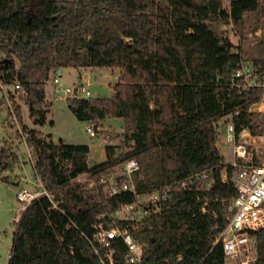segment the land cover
I'll use <instances>...</instances> for the list:
<instances>
[{"label": "trees", "instance_id": "trees-1", "mask_svg": "<svg viewBox=\"0 0 264 264\" xmlns=\"http://www.w3.org/2000/svg\"><path fill=\"white\" fill-rule=\"evenodd\" d=\"M263 3L230 0L223 9L221 0H0V86H21L23 91L14 92L34 125L47 120L45 86L55 71L119 70L110 97H68L66 104L79 121L122 119L123 150L106 144L105 159L88 169L92 176L98 179L113 164L134 157L143 173L134 176L136 192L171 185V199L137 226L117 220L144 244L140 264L227 262L217 238L232 214L227 207L236 191L233 167L217 146V122L229 116L236 137L243 129L262 134L256 113L249 111L262 88L242 89L240 78L232 81L243 56L217 26L244 27L248 16L264 11ZM259 22L255 19L253 28ZM261 28L264 47V23ZM252 62L264 69V55ZM15 93L7 91L11 109L2 99L5 122L13 128L10 119H17V139L33 150L34 177L51 195L34 199L15 221L8 264H109V249L113 264H130L123 239L99 244L94 225L111 227L114 213L135 195L105 197L101 185L97 193L72 181L87 169L88 145L54 141L28 128ZM12 149L4 141L0 173L21 164ZM203 171L209 189L192 186ZM184 180L186 188L180 185ZM252 235L251 264H264V228Z\"/></svg>", "mask_w": 264, "mask_h": 264}, {"label": "built area", "instance_id": "built-area-1", "mask_svg": "<svg viewBox=\"0 0 264 264\" xmlns=\"http://www.w3.org/2000/svg\"><path fill=\"white\" fill-rule=\"evenodd\" d=\"M61 78L60 70L55 71L51 76L52 84L58 95L63 93L65 98H91L87 85L64 86ZM236 78H240L242 82L238 88L243 89L250 86L262 88L258 98L249 106V111L264 115V69H260L253 62L242 60L232 81ZM13 88L14 91H23L19 84L13 85ZM8 105L11 109V103ZM101 127L100 122H90L85 127V131L89 136H96ZM225 132V142L232 147L233 159L230 164L233 170L230 181L236 195L229 201L227 209L232 214L217 241H221L227 261L251 264L256 259V244L252 234L264 228V134L254 135L248 129H243L236 137L234 123L231 121L225 125ZM90 166L88 163L87 169L73 177L72 181L84 183L88 188L90 184L92 185L90 188H96L97 193L99 191L98 186L101 185L105 197L123 192H131L136 197L135 201L122 205L121 209L114 213L111 227L106 228L102 222L95 224L94 237L99 244L106 247L110 245L109 239L121 237L128 249L127 262L140 264L144 244L134 239L130 228L127 226L121 228L117 220L132 223L133 227L137 226L148 215L157 212L164 202L171 199V185H165L151 191L136 192L134 176L140 172L141 165L139 160L134 157L113 164L110 171L102 173L98 179L92 176V171L88 170ZM222 178L227 179L226 170H223ZM89 179L92 182L89 183ZM180 185L182 188H186L187 180L181 181ZM192 186L197 189H209L211 182L208 172H201L197 176V183H193ZM42 195L50 196L51 194L43 188L41 190L22 188L17 193V198L27 207L34 199ZM95 253L98 254L96 249ZM112 253V250L109 249L106 254L109 264H113Z\"/></svg>", "mask_w": 264, "mask_h": 264}, {"label": "rangeland", "instance_id": "rangeland-1", "mask_svg": "<svg viewBox=\"0 0 264 264\" xmlns=\"http://www.w3.org/2000/svg\"><path fill=\"white\" fill-rule=\"evenodd\" d=\"M230 0H221L222 8L228 9ZM264 4V3H263ZM258 19L259 26L255 29L254 20ZM264 23V11L257 15L247 17L244 27H233L231 23H221L217 26L218 32L223 33L233 43L234 51L241 52L243 60L252 62L254 59L264 55V47L259 44L262 35V24ZM2 54L0 53V57ZM61 81L64 86L87 85L91 93V98H105L112 95V88L119 82V70H110L107 68H64ZM88 80H87V79ZM49 79L46 85V100L48 103L47 120L43 125H34L29 118L27 106L19 100V94L14 92L12 85L0 86V150L4 141L13 147L21 160L19 166L12 170L0 173V264H8L9 254L12 247L13 235L15 231V221L18 220L25 206L19 201L17 193L22 189H42V185L35 179L32 171V162L35 155L25 141L17 139V132L20 133L21 126L17 124V119L11 123L10 128L5 122L8 109L1 103L2 99L8 103L7 91L10 90L16 94V101L21 104V114L25 125L28 128H36L43 134H50L54 141L62 139L66 143L84 144L90 146L89 164L95 165L105 159V145L111 143L117 146V151L123 150V129L122 119L109 118L100 121L102 127L98 129L96 136H89L85 127L90 123L88 121H79L70 111L66 104V98L63 93L58 95L55 87L51 85ZM85 98V97H83ZM88 99V98H87ZM11 103V102H10ZM9 104V103H8ZM257 120L260 121V129L264 134V115L256 113ZM53 121V124H50ZM230 122V117H223L217 122V146L224 155L225 162L232 161V147L225 142V125ZM11 125V124H10ZM140 172V177H142ZM3 177L6 180H3ZM92 182L89 179V183ZM96 183V180H95ZM92 185L89 184V188ZM91 189V188H90ZM96 191V190H95ZM226 264H238L227 261Z\"/></svg>", "mask_w": 264, "mask_h": 264}, {"label": "crops", "instance_id": "crops-1", "mask_svg": "<svg viewBox=\"0 0 264 264\" xmlns=\"http://www.w3.org/2000/svg\"><path fill=\"white\" fill-rule=\"evenodd\" d=\"M87 79V78H86ZM88 80V79H87ZM46 85H47V83H46ZM51 85H52V83H51ZM52 88H53V85H52ZM45 92H46V86H45ZM73 144V143H72ZM77 145H82V144H77ZM89 148H90V146H89ZM91 150V149H90ZM224 156V155H223ZM232 159H233V157H232ZM226 163V162H225ZM230 163H232V161L230 162ZM230 163H228V164H230Z\"/></svg>", "mask_w": 264, "mask_h": 264}]
</instances>
